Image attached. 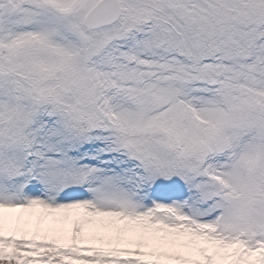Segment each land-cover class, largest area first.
Masks as SVG:
<instances>
[{
    "label": "snow or ice",
    "instance_id": "6c2138e0",
    "mask_svg": "<svg viewBox=\"0 0 264 264\" xmlns=\"http://www.w3.org/2000/svg\"><path fill=\"white\" fill-rule=\"evenodd\" d=\"M0 264H264V0H0Z\"/></svg>",
    "mask_w": 264,
    "mask_h": 264
}]
</instances>
